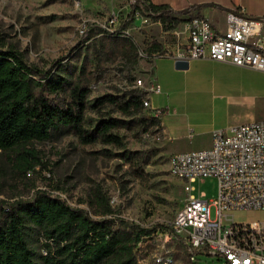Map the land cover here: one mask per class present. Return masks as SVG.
Wrapping results in <instances>:
<instances>
[{
    "label": "rangeland",
    "instance_id": "obj_1",
    "mask_svg": "<svg viewBox=\"0 0 264 264\" xmlns=\"http://www.w3.org/2000/svg\"><path fill=\"white\" fill-rule=\"evenodd\" d=\"M152 1L181 8L190 0ZM236 1L249 13L264 15V0ZM130 5L131 0H0V44L5 41L13 45L24 53L28 62L42 68L55 69L59 62L74 67L77 72L84 67L91 101L106 93L121 95L135 88L136 77L148 78L139 64L148 58L139 56L138 64L132 67L113 53L114 47L109 43V39L119 38L111 36L112 31L123 30L126 8ZM256 10L259 14H255ZM114 17L118 21L110 26L108 22ZM138 19L126 29L127 35L143 49L144 37L149 35L147 29L159 35L160 24L155 25L154 20L144 24L142 16ZM143 25L149 27L144 30ZM83 26L86 28L82 33ZM244 86L248 89L246 101L254 103L264 119V76L255 75ZM87 116L97 121L100 116L121 117V114L114 106H105L99 112L89 111ZM130 119L134 120L133 125L117 130L124 141L123 148L100 141L82 144L74 135L57 131L50 140L34 142L32 147L39 151L47 167L37 166L26 175L17 170L11 153L0 150V199L7 202L28 199L40 189L93 214L90 200L100 189L117 216L130 223L156 228L154 240L142 245L145 247L139 253L141 260L154 263L156 254H166L177 258L179 264L188 263L184 240L172 228L187 198L185 184L170 171L171 154L163 148L158 129L154 127L145 132L137 118H127ZM177 146L174 144L171 149ZM125 150L143 155V161L130 163L120 155ZM195 185L196 193H204L206 199L213 201L217 197L216 177L198 179ZM211 216L216 218L214 206ZM232 217L252 222L262 219L263 214L256 210L236 211L223 222H230ZM26 236L31 247L40 253L42 246L36 234L28 231ZM146 252L147 257L143 258ZM192 264L227 263L218 255L199 254L192 257Z\"/></svg>",
    "mask_w": 264,
    "mask_h": 264
},
{
    "label": "trees",
    "instance_id": "obj_2",
    "mask_svg": "<svg viewBox=\"0 0 264 264\" xmlns=\"http://www.w3.org/2000/svg\"><path fill=\"white\" fill-rule=\"evenodd\" d=\"M144 8L132 5L123 23L136 18V10L162 24L164 31L175 30L192 17L201 16L193 5L176 12L168 3L144 0ZM181 15V16H180ZM111 35V34H110ZM113 53L130 66L139 62L141 45L127 34L112 33ZM121 37V38H120ZM148 58L164 54L163 44L145 38ZM91 88L84 67L59 62L46 69L27 61L24 53L11 44H0V150L11 153L17 170L26 175L37 166L47 167L34 142L50 140L53 132L72 134L82 144L102 142L124 147L118 129L130 127L137 118L145 132L162 129L161 116L144 106L146 91L134 88L123 94H103L91 101ZM114 106L121 117L89 119V111ZM130 163L142 160L138 152L120 154ZM144 162H147L145 160ZM93 214L68 204L62 197L38 189L28 199L7 202L0 199V264H154L139 258L142 245L155 238L156 228L134 224L117 216L108 197L98 189L90 200ZM34 232L42 251L36 252L27 240ZM147 257V252L143 258Z\"/></svg>",
    "mask_w": 264,
    "mask_h": 264
},
{
    "label": "built area",
    "instance_id": "obj_3",
    "mask_svg": "<svg viewBox=\"0 0 264 264\" xmlns=\"http://www.w3.org/2000/svg\"><path fill=\"white\" fill-rule=\"evenodd\" d=\"M135 4L144 8V0H131L130 7ZM151 14L136 10L135 20L142 16L147 24L153 20ZM117 21L114 17L108 24ZM129 25L121 33L129 34ZM187 28V41L176 53L178 60L227 61L264 72V16L248 15L241 8L226 14V28L203 16L192 17ZM139 56L149 57L143 49ZM147 77H136L135 88L146 91L144 106L160 117L164 110L151 109L149 95L162 92V87L151 75ZM169 163L170 171L184 182L187 192L172 224L186 246L189 260L185 264H192V257L199 254L218 255L227 264H264V119L216 129L210 147L174 152ZM207 177L218 180V194L213 201L202 192L196 193L197 180ZM213 206L216 218L211 216ZM250 210L261 212L263 218L247 222L232 217L230 222H223L236 211ZM154 264L179 261L173 255L156 254Z\"/></svg>",
    "mask_w": 264,
    "mask_h": 264
},
{
    "label": "crops",
    "instance_id": "obj_4",
    "mask_svg": "<svg viewBox=\"0 0 264 264\" xmlns=\"http://www.w3.org/2000/svg\"><path fill=\"white\" fill-rule=\"evenodd\" d=\"M168 4L174 10L202 5L193 11V15L198 12L220 28H226L228 12L241 8L248 15L264 16L253 15L252 12L250 14L248 9L236 0H190L181 8ZM130 10L131 7H127L126 13ZM255 12L259 14L258 10ZM159 24V35L151 34L147 29L149 25H143V29H147L149 33L144 40H158L166 52L139 64L142 65L144 74L151 75L162 87V92L153 93L149 97L151 109L164 110L161 116L162 129L159 132L162 146L168 154L192 150L194 147H210L214 130L263 120L255 104L246 101L248 89L244 86V83H249L250 78L255 75L264 76L263 71L212 59H185L189 61L188 68L178 69L175 66L178 60L176 53L187 41V22L179 24L171 31H164L160 22L155 23ZM194 143L198 144L194 146ZM174 144L178 146L171 149Z\"/></svg>",
    "mask_w": 264,
    "mask_h": 264
},
{
    "label": "water",
    "instance_id": "obj_5",
    "mask_svg": "<svg viewBox=\"0 0 264 264\" xmlns=\"http://www.w3.org/2000/svg\"><path fill=\"white\" fill-rule=\"evenodd\" d=\"M175 66L178 69H186L189 66V61L188 60H181V59L176 60Z\"/></svg>",
    "mask_w": 264,
    "mask_h": 264
}]
</instances>
